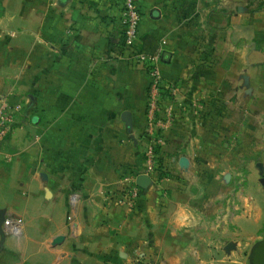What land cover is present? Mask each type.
Listing matches in <instances>:
<instances>
[{"label":"crops","instance_id":"0c3cea01","mask_svg":"<svg viewBox=\"0 0 264 264\" xmlns=\"http://www.w3.org/2000/svg\"><path fill=\"white\" fill-rule=\"evenodd\" d=\"M254 1L140 0L136 49L160 50L164 80L185 77L201 108L165 130V172L129 210L114 197L143 167L150 74L122 47V0H0V105H21L0 154V214L22 219L18 233L0 224V264H250L264 238ZM178 203L195 218L179 231Z\"/></svg>","mask_w":264,"mask_h":264},{"label":"built area","instance_id":"2783aa9c","mask_svg":"<svg viewBox=\"0 0 264 264\" xmlns=\"http://www.w3.org/2000/svg\"><path fill=\"white\" fill-rule=\"evenodd\" d=\"M141 12L140 0H122L119 11L118 22L121 36V44L123 48L130 50V60L135 63L149 66L150 82H149V97L147 98V106H149V116L147 118V127L145 135L147 137V144L145 146V157L141 171L137 174L148 175L150 179L153 176H162L165 172V167L161 163L160 172L156 169V158L159 155L162 146L165 144L164 132L158 128H154L156 123L155 118L151 117L152 111L159 104V90L160 80L162 78L160 69V50L154 53H145L136 49V42L139 36ZM21 111L19 103L10 105L6 101L0 105V154H3V143L8 134L13 129V124L16 120L17 114ZM171 117L166 122H161L163 128L170 123ZM5 159L9 160L8 154L3 155ZM163 178V177H162ZM136 176L129 175L126 178L124 186L116 193L114 200L116 204L124 206L129 210L137 207L143 189L135 182ZM75 197H70V203L74 204ZM70 218V217H68ZM22 219L20 217H7L3 220V227L7 232L18 233L21 228ZM132 264H143L142 260L136 258Z\"/></svg>","mask_w":264,"mask_h":264},{"label":"rangeland","instance_id":"374dc122","mask_svg":"<svg viewBox=\"0 0 264 264\" xmlns=\"http://www.w3.org/2000/svg\"><path fill=\"white\" fill-rule=\"evenodd\" d=\"M263 7L261 0H256L252 2L248 9L250 11H257L258 8ZM184 82H187V79L184 77L176 78L175 82L167 83L164 78L162 77L160 80V90H159V104H157V109L155 108L151 114V117L155 118V124L154 128L160 129V131L165 132L168 128H170L172 125H174V118H176L177 122L178 119H182L184 116L192 118L193 116H197L199 114V109L201 108L198 103V96L194 95L191 96L190 102L186 103L187 98L186 97V88L183 85ZM149 83L146 90L147 98L149 97ZM196 93V90H192L191 94ZM149 106H147L146 102V110H145V117L146 120L149 116ZM170 123L167 124V127L163 128V124L161 122H166L170 119ZM184 121V120H183ZM180 122V121H179ZM147 125V121H146ZM147 127V126H146ZM146 127L143 131V142L140 145L141 149V156L144 163V157H145V146L147 144V137L145 135ZM165 135V134H163ZM226 159L225 161H229V158L231 157L230 154L225 153L224 156ZM232 159V158H231ZM230 159V160H231Z\"/></svg>","mask_w":264,"mask_h":264},{"label":"water","instance_id":"95a60500","mask_svg":"<svg viewBox=\"0 0 264 264\" xmlns=\"http://www.w3.org/2000/svg\"><path fill=\"white\" fill-rule=\"evenodd\" d=\"M32 99V98H31ZM121 118L126 123L127 126L131 125V114L128 111H124L121 115ZM181 162H185V158H180ZM136 184L142 189H146L151 183V179L148 175L140 174L135 179ZM3 216L0 214V224L3 221ZM62 240V237H56L54 239V243H58ZM234 245L231 242L226 244L225 250L229 252V250L233 249ZM250 264H264V238L258 241L251 252L250 255Z\"/></svg>","mask_w":264,"mask_h":264},{"label":"clouds","instance_id":"9594fccd","mask_svg":"<svg viewBox=\"0 0 264 264\" xmlns=\"http://www.w3.org/2000/svg\"><path fill=\"white\" fill-rule=\"evenodd\" d=\"M194 220L195 218L193 216L191 209L183 203H178L172 214L170 222L173 225V227L177 231H179L191 227L194 223Z\"/></svg>","mask_w":264,"mask_h":264},{"label":"trees","instance_id":"16d2710c","mask_svg":"<svg viewBox=\"0 0 264 264\" xmlns=\"http://www.w3.org/2000/svg\"><path fill=\"white\" fill-rule=\"evenodd\" d=\"M260 1V0H259ZM261 3L263 5V7L258 8L257 11H260L262 9H264V0H261ZM145 69H147L149 71V66L148 65H143ZM156 169L160 172L161 170V158L157 156L156 158ZM164 173V172H163Z\"/></svg>","mask_w":264,"mask_h":264}]
</instances>
